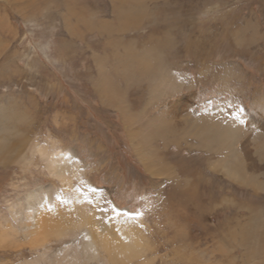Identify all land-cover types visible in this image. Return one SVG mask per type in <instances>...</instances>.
I'll return each mask as SVG.
<instances>
[{"label": "rangeland", "instance_id": "rangeland-1", "mask_svg": "<svg viewBox=\"0 0 264 264\" xmlns=\"http://www.w3.org/2000/svg\"><path fill=\"white\" fill-rule=\"evenodd\" d=\"M0 115V264H264V0H0Z\"/></svg>", "mask_w": 264, "mask_h": 264}, {"label": "bare ground", "instance_id": "bare-ground-1", "mask_svg": "<svg viewBox=\"0 0 264 264\" xmlns=\"http://www.w3.org/2000/svg\"><path fill=\"white\" fill-rule=\"evenodd\" d=\"M120 1H129V0H120ZM140 1V0H139ZM142 1V0H141ZM145 1V0H143ZM68 6V5H67ZM75 8V7H74ZM69 10H72L73 11V8L70 6L68 7ZM76 10H74L73 12H75ZM135 11V8L134 7H130L128 12L121 9V11L119 12L118 15H123L125 16V14H128L129 18L128 20H125V18L123 17H119V23L120 25L118 27H116V30L117 31H127V30H130V28H135L136 27V24H133L134 22H136L138 19L137 17H131V13ZM142 11V10H141ZM69 12V11H68ZM137 12V11H136ZM77 13V12H76ZM70 14V13H69ZM142 14V13H140ZM75 15V14H74ZM125 20V21H124ZM140 21V19H139ZM107 27H105L106 29ZM107 29H110V26L107 28ZM137 29V28H135ZM133 44V42H131ZM128 44V43H127ZM135 62V64L137 65V69L138 71H143V73L146 74L147 78L152 82V83H156V82H164V80L167 81V77H169L166 73L164 74L163 72V69H162V66L160 63H158L157 65H154L153 62H152V59L150 58V56L148 55V51H145L141 54H131L129 53L127 56H126V59H125V65H133V63ZM129 67V66H128ZM163 73V74H162ZM174 80V79H173ZM118 88V87H117ZM180 88V86H179ZM152 91V89L150 90ZM171 91V89H170ZM173 91V90H172ZM153 93V92H152ZM153 95V94H152ZM158 96V95H157ZM156 96V97H157ZM180 99V98H179ZM182 99V98H181ZM183 103L180 102V101H176L174 105V108L175 111H173V113H177L179 111H182L184 110V107L182 105ZM131 114V113H130ZM137 117V116H136ZM2 119V115H0V120ZM198 120V119H197ZM232 123V122H231ZM196 124V123H195ZM199 125V126H198ZM197 125V129L192 133V135L196 136L197 139H199L201 145L203 146H211L212 149L214 148V146H216V143L218 146H225L226 144V140L225 138H227L228 136L231 135V131H228L227 132V129L229 128L227 126L226 127H223V126H216V124H214V117L213 116H210L208 114V116H204V117H201L200 120H199V123ZM235 125V124H234ZM170 127V125H168ZM230 127H232V125L230 124ZM234 127V126H233ZM167 130H164L165 131H171L174 130L172 129V127L169 128H166ZM158 130V129H157ZM162 129H160V133H161ZM193 131V130H191ZM238 131V130H237ZM236 131V132H237ZM5 132V131H4ZM163 132V131H162ZM243 132V131H242ZM164 137H166L164 135ZM9 139L7 138V136L4 135L3 131H0V150L3 149V142L5 141H8ZM215 140H216V143H215ZM140 143V142H139ZM138 147V146H137ZM228 147V146H226ZM224 147V148H226ZM217 148V147H216ZM220 148V147H219ZM229 148V147H228ZM144 150V149H143ZM222 150V149H221ZM229 150V151H228ZM231 150V151H230ZM236 153L237 154V151L236 150H233L232 148H229L226 150V153L222 159L219 160L218 163H213V166L215 168H220L222 172H224L227 176H229L230 178H233L234 180H237V181H240V182H247V183H253V182H249L248 180H246V175H244L243 173H241V170H242V165H241V162H239V165H235L233 163V160L235 161H239V160H236L234 159L233 157H236L235 155L236 154H233ZM47 154V152H46ZM148 155V154H147ZM144 156H145V151H144ZM28 159V158H27ZM26 159V160H27ZM149 161V160H148ZM151 162V161H150ZM150 162H148L147 164H150ZM152 164V162H151ZM155 162L154 164H152V166H155ZM255 164V163H254ZM50 165L52 167H54V170H56L57 172L61 173L64 175V170H65V163H62L61 165L60 164H57V161L55 160H50ZM252 165V164H251ZM157 166V164H156ZM245 167V166H244ZM151 169V168H150ZM219 169V170H220ZM156 170V169H155ZM244 172V171H243ZM246 172V171H245ZM153 173V172H152ZM264 175V174H263ZM253 176V175H252ZM254 178V177H252ZM260 179V178H259ZM250 180V179H249ZM260 188H264V181L263 182H260L257 184ZM256 185V186H257ZM182 202V201H181ZM253 209V208H252ZM252 213H254V211H252ZM252 217V216H251ZM257 217V216H256ZM255 218V217H254ZM108 227V226H107ZM111 228V227H110ZM108 230V228H107ZM126 232V231H125ZM246 233V231H245ZM115 234V233H114ZM136 238V237H135ZM245 238V237H244ZM124 239V238H123ZM119 241V240H118ZM84 243L88 246V247H94V243H93V239L91 238V235H89L88 232H86L84 234ZM123 243V242H122ZM122 243H119V244H122ZM125 243V242H124ZM129 243V242H128ZM135 247V245H133ZM111 247V246H110ZM72 249H77V247H71ZM70 247H67L66 251L64 252V255H62V257H60L58 259V264H78V256H76V254L74 253V256H72L70 254V251L72 250ZM119 248V247H117ZM124 248V247H123ZM121 247V249H123ZM125 250V249H124ZM116 251V250H115ZM118 251V249H117ZM120 251V250H119ZM122 251V250H121ZM118 253V252H117ZM97 254V253H96ZM119 255V254H118ZM117 256V254H116ZM123 256V255H122ZM115 257V256H114ZM126 258V257H125ZM122 259V258H121ZM120 259V260H121ZM74 260V261H73ZM116 260V259H114ZM118 260V259H117ZM127 260V259H126ZM117 262V261H116Z\"/></svg>", "mask_w": 264, "mask_h": 264}]
</instances>
